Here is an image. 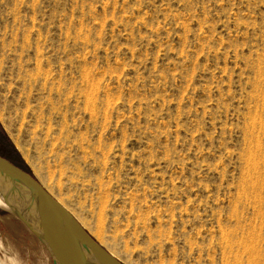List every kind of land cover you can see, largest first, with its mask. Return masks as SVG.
I'll return each instance as SVG.
<instances>
[{
    "label": "rangeland",
    "instance_id": "rangeland-1",
    "mask_svg": "<svg viewBox=\"0 0 264 264\" xmlns=\"http://www.w3.org/2000/svg\"><path fill=\"white\" fill-rule=\"evenodd\" d=\"M0 128L123 263L222 264L264 243V0H0ZM0 259L55 264L1 204Z\"/></svg>",
    "mask_w": 264,
    "mask_h": 264
},
{
    "label": "water",
    "instance_id": "water-1",
    "mask_svg": "<svg viewBox=\"0 0 264 264\" xmlns=\"http://www.w3.org/2000/svg\"><path fill=\"white\" fill-rule=\"evenodd\" d=\"M0 189L17 197L36 213L48 217L57 227L72 255L82 264H125L96 241L72 213L41 185L33 174L28 173L1 155ZM38 235L43 238L41 234ZM43 239L51 253L53 262L58 264L56 256L52 252V246L48 244L45 238Z\"/></svg>",
    "mask_w": 264,
    "mask_h": 264
},
{
    "label": "bare ground",
    "instance_id": "bare-ground-1",
    "mask_svg": "<svg viewBox=\"0 0 264 264\" xmlns=\"http://www.w3.org/2000/svg\"><path fill=\"white\" fill-rule=\"evenodd\" d=\"M37 69L39 70L38 64ZM253 121H255V118H253ZM245 155L246 160L258 158L260 156L259 146L255 145V148H250L245 152ZM43 186L45 187V185ZM45 188L60 204L70 211L60 198L54 196L47 187ZM0 204L17 215L25 223V225L29 227V229L37 234H41V236L45 238L48 244L52 246V252L55 254L58 264H82L72 255L57 227L48 217L43 214L36 213L32 208L19 200L17 197L1 189ZM71 213L85 229L86 227L84 226V223H82L80 219L73 214V212ZM258 214V211L255 212V216ZM246 220L247 219H243L241 221ZM249 221L251 222V220ZM240 222L236 224V227L232 231L225 234L222 238V243L226 251L222 264H264V243L262 244L263 238L260 234L255 232L256 227L254 228V226H250L247 228L245 224H241ZM96 239L99 241L98 238ZM100 244L103 246L102 242H100ZM107 250L110 254L117 258L113 251H110L109 249ZM0 264H4L1 259Z\"/></svg>",
    "mask_w": 264,
    "mask_h": 264
},
{
    "label": "trees",
    "instance_id": "trees-1",
    "mask_svg": "<svg viewBox=\"0 0 264 264\" xmlns=\"http://www.w3.org/2000/svg\"><path fill=\"white\" fill-rule=\"evenodd\" d=\"M0 155L4 158L10 160L15 165L24 169L28 173H30L26 163L15 149L11 141L8 139L4 131L0 128Z\"/></svg>",
    "mask_w": 264,
    "mask_h": 264
}]
</instances>
